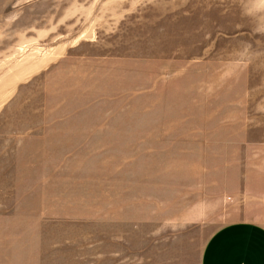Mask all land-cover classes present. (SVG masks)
<instances>
[{"label": "rangeland", "instance_id": "1", "mask_svg": "<svg viewBox=\"0 0 264 264\" xmlns=\"http://www.w3.org/2000/svg\"><path fill=\"white\" fill-rule=\"evenodd\" d=\"M264 227V0H0V264H200Z\"/></svg>", "mask_w": 264, "mask_h": 264}, {"label": "crops", "instance_id": "2", "mask_svg": "<svg viewBox=\"0 0 264 264\" xmlns=\"http://www.w3.org/2000/svg\"><path fill=\"white\" fill-rule=\"evenodd\" d=\"M200 264H264V227L238 222L220 228L205 244Z\"/></svg>", "mask_w": 264, "mask_h": 264}]
</instances>
